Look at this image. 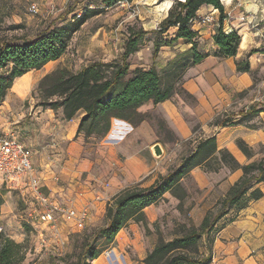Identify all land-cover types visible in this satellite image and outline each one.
<instances>
[{"label": "crops", "instance_id": "1", "mask_svg": "<svg viewBox=\"0 0 264 264\" xmlns=\"http://www.w3.org/2000/svg\"><path fill=\"white\" fill-rule=\"evenodd\" d=\"M128 1V6L119 3L105 12H127V17H135L146 30L154 31L167 17L175 0ZM223 5L226 15L223 21L225 30L236 29L241 35L237 54L230 57L216 55L218 46L214 35L217 30L194 23L193 28L199 33V49L210 52L201 61L189 66L184 76L183 87L193 96L194 104L177 93L157 104L147 102L139 110L144 113H160L178 138L175 145L181 146L184 142L201 136L216 135L219 148H228L241 164H246L253 159H249L239 148L237 141L244 140L255 151L264 145V111L247 118L243 123L220 126L212 122L221 110L232 105L237 104V111L233 115L238 116L248 104H261L255 100L257 87L264 93V0H224ZM213 7L203 5L198 14ZM217 18L220 20V14H217ZM177 29L176 26L171 27L164 37L173 38ZM146 43L135 54L143 52L146 56V52L152 47V63L148 66L138 65L150 67L155 64L159 68L178 52L192 46V43L180 38L172 46H162L159 53L154 55V38L148 41L150 45ZM120 47L123 49L124 41L120 43ZM107 48L113 52L111 46ZM239 61H248L250 71H239ZM39 70L41 69H33L15 80L5 101L0 105V131H15L33 149V163L42 177L43 190L53 197L56 204L68 202L80 210L91 203L87 224L94 223L100 215H104L107 200L120 190L139 182L143 186H149L160 174L167 173L171 163L166 165L167 161L155 160L151 150L155 143L160 142L166 153L169 152L170 141H163L159 137L162 132L159 125L147 119L133 126L126 120L113 118V126L103 142L106 149L113 154H120L125 160L114 158V161H109L110 181H107V186H103V190L92 185L94 162L82 156L85 137L78 133L83 113L71 120H64L56 118L55 111L50 108H28L25 102L18 105L27 99L33 83L27 78L20 83L19 89L14 88L15 84ZM192 118L198 125H193ZM188 153L189 151L185 155ZM169 155L168 153V158ZM242 175V169L231 170L226 166L215 172H207L200 166L193 168L187 177L192 178L201 191L199 194L193 196L187 192L180 200L171 192H166L160 200L145 208L147 226L131 220L117 234L112 244V256L109 258L101 254L93 260V264H146L144 259L157 243L167 213H180L177 204L184 202L186 211L191 216V225L199 227L208 210L226 195ZM257 187L264 193V182L257 184ZM19 190L25 193L23 189ZM24 196L29 198L26 194ZM167 200L173 206L170 207ZM57 217L61 232L78 228L74 220H66L58 213ZM213 236L210 264H264V195L250 200L243 208H231L217 223ZM201 243V252L208 253L206 235Z\"/></svg>", "mask_w": 264, "mask_h": 264}, {"label": "trees", "instance_id": "2", "mask_svg": "<svg viewBox=\"0 0 264 264\" xmlns=\"http://www.w3.org/2000/svg\"><path fill=\"white\" fill-rule=\"evenodd\" d=\"M122 1L125 0H87L81 10L71 6L62 18L53 21L31 38L0 40V105L17 78L61 58L69 49L75 34L90 18ZM203 5H213L220 11V26L214 35L218 46L215 54L220 57L236 55L241 35L236 29L225 30L223 21L226 15L221 0H175L167 17L156 30L149 31L142 25H130L119 56L111 60H94L77 71L59 67L43 76L37 86L40 92L37 105L53 109L64 120H71L83 113L78 133L88 139L92 136L105 137L111 129L113 118L126 120L133 126L147 120L149 113L139 110L147 102L157 104L177 93L193 98L183 87V78L189 66L210 54L209 51L199 49V33L193 28V20ZM174 26L178 27L175 36L165 38L164 34ZM153 38L154 55L159 53L162 46H172L180 38L192 43V46L178 52L163 67L159 68L155 64L150 67H133L131 56ZM237 66L239 71H250L248 61H239ZM262 111L264 103L250 105L248 110H243L238 116L219 113L212 123L220 126L243 123ZM159 127L175 135L164 120L159 123ZM190 142L192 146L189 153L180 163L170 167L166 174H161L154 183L149 186H127L114 195L106 205L103 225L76 232L73 235L71 261L66 257H54L49 262L37 264H93V260L114 243L117 234L131 220L147 226L145 208L160 200L166 192L182 200L185 196L181 192L183 178L193 168L200 166L207 172L219 171L225 166L231 170L242 169L241 178L208 210L199 227L190 225L171 238L159 235L157 243L144 259L146 264H210L213 235L219 220L231 208H243L250 200L264 195L257 187V184L264 182V149L255 151L239 139V148L249 159H253L241 164L228 148L218 147L216 135L197 137ZM260 147L264 148V145ZM205 235L208 253L201 252V242ZM26 260L24 244L0 230V264H26Z\"/></svg>", "mask_w": 264, "mask_h": 264}, {"label": "rangeland", "instance_id": "3", "mask_svg": "<svg viewBox=\"0 0 264 264\" xmlns=\"http://www.w3.org/2000/svg\"><path fill=\"white\" fill-rule=\"evenodd\" d=\"M86 1L87 0H0V40L13 39L16 37L31 38L53 21L62 18L71 6H76L77 9L81 10L83 4L87 3ZM32 3L38 4L40 8L38 14H34L31 11ZM112 14L114 16H112ZM127 16V12L125 14H118V12H105L101 16L92 19L90 18L81 32L74 36L69 49L62 58L46 64L41 70L29 74V76H25L15 84L14 88L19 89L20 83L27 78L33 83L27 99L21 101L18 105L25 102V105L28 108L33 106L40 107L37 105L40 101V92L37 91L39 81L47 73H50L59 67H68L71 70L77 71L94 60H111L115 56H119L123 51L120 47V43L125 41V37L128 34V27L130 25H140V21L135 17L129 18ZM111 30H113L112 33L110 32ZM110 36H112V38ZM146 44L150 45L148 42ZM107 46H111L113 52H111ZM131 63L133 67L138 64L150 65L152 63V47L146 52V56L143 52L141 54L137 53L132 55ZM174 96H176V94ZM179 96L184 98L190 104H194L193 98L182 94H179ZM261 96L264 100V93H261ZM16 102H14L15 105ZM235 111H237V104L227 107L219 113L226 112L233 114ZM55 116L56 118H60L56 112ZM147 119L156 125H159V123L164 120L163 116L157 112H150ZM192 120L194 126L198 125V122L194 121V118H192ZM105 137L99 138L92 136L85 139L82 152L83 157L85 156L89 161L94 162L93 169L95 175L94 179L91 181L92 185L101 190H103V186H107V181H110L109 174L111 171V163L109 161H114V158H117L119 161L125 160V157H121L120 154H113L109 149H106L103 142ZM159 137L163 141H170L168 146L169 152L166 153L164 150V154L160 158H157L153 151L152 154L157 161H167L166 165L170 162L169 170L170 167L176 165L182 156L190 150L192 145L190 140L184 142L181 146L175 145L178 138L165 131H162ZM174 138L177 139L174 140ZM262 149L264 148L259 147L257 148V151H262ZM168 153L170 154L169 158L167 157ZM135 184L142 185V183L139 182L132 183L129 186ZM181 192L182 194L188 192L189 195L196 196L201 191L196 187L192 178L187 177L183 181ZM111 199L112 197L107 200V203ZM166 202H168L170 207L173 206V204L169 203V200ZM177 207L179 208L180 213L173 214L170 211L167 213V217H165L166 222L159 233V235H162L164 238H171L175 234L181 233L185 227L191 225V216H189L188 211H186L187 208L184 202L177 204ZM38 208L40 207L34 198L25 197L18 188L10 186L9 183L6 181L4 182L0 177L1 231L15 239L17 242L24 244L27 253L26 264L49 262L54 257H66L68 261H71V255L73 254L74 249L73 235L76 232L84 231L89 227H99L105 222L104 213V215L98 217L96 222L89 223L84 228L68 229L66 232H61V230L60 237L57 238L50 228L38 224L35 219V210H38ZM111 249H114L112 245L106 250ZM106 250L102 254L110 258L112 255H106Z\"/></svg>", "mask_w": 264, "mask_h": 264}, {"label": "built area", "instance_id": "4", "mask_svg": "<svg viewBox=\"0 0 264 264\" xmlns=\"http://www.w3.org/2000/svg\"><path fill=\"white\" fill-rule=\"evenodd\" d=\"M222 3L224 0H221ZM121 4L128 6V0ZM31 11L34 14L40 12L37 3H32ZM220 14L218 8L213 7L205 13L198 14L193 20L194 23L209 26L216 29L220 26V20L217 18ZM262 90L257 87V96L255 102L264 103L261 96ZM247 105L244 110H248ZM33 149L27 146L15 131H0V177L10 186L23 189L29 197L36 200L40 208L35 210V219L38 224L50 228L53 234L59 238L60 229L57 213L66 220H74L78 228H84L90 216L91 203H88L82 209H77L74 205L67 203L56 204L50 194L44 192L42 177L34 167ZM0 230L2 227L0 226ZM106 255L114 253V249L106 250Z\"/></svg>", "mask_w": 264, "mask_h": 264}, {"label": "water", "instance_id": "5", "mask_svg": "<svg viewBox=\"0 0 264 264\" xmlns=\"http://www.w3.org/2000/svg\"><path fill=\"white\" fill-rule=\"evenodd\" d=\"M151 149L157 158L162 157L164 154V148L160 142L155 143Z\"/></svg>", "mask_w": 264, "mask_h": 264}, {"label": "bare ground", "instance_id": "6", "mask_svg": "<svg viewBox=\"0 0 264 264\" xmlns=\"http://www.w3.org/2000/svg\"><path fill=\"white\" fill-rule=\"evenodd\" d=\"M170 9V8H169Z\"/></svg>", "mask_w": 264, "mask_h": 264}]
</instances>
